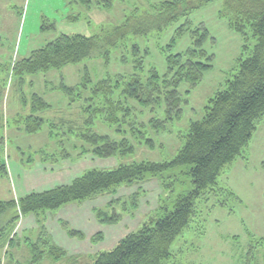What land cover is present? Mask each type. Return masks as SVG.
<instances>
[{
    "label": "rangeland",
    "instance_id": "374dc122",
    "mask_svg": "<svg viewBox=\"0 0 264 264\" xmlns=\"http://www.w3.org/2000/svg\"><path fill=\"white\" fill-rule=\"evenodd\" d=\"M104 2L0 0V134L6 136L1 155L7 164V177H0V202L70 183L92 168L173 161L185 144L191 122L204 117L210 99L225 89L227 79L237 72L239 58L249 56L256 44L251 37L249 50L244 51L243 36L232 28L222 0L195 10L190 20L194 26L204 22L208 27L210 37L204 47L215 58L190 94L186 93L187 85L182 84L185 102L181 115L166 122L165 129L157 130L150 121L165 118L164 106L151 110L135 99L121 97V87L112 99L123 101L124 107H132L131 115L125 116L120 111L117 113L120 122L113 124L107 120L108 104L93 93V87L103 79L115 81L116 75H124L128 80L139 73L146 81L152 67L164 74L167 46L184 19L161 33L130 35L112 49L109 62L102 55H94L49 71L15 74L18 61L62 33L100 37L122 24L135 8H147L145 0H116L110 6ZM135 45L139 48L137 56L133 52ZM191 46L190 32H184L169 52H184ZM140 59L144 66L136 68ZM63 85L74 87L75 91H65ZM35 93L44 97L50 107L33 112ZM33 114L34 120H26ZM39 118H42L40 130L28 132L26 124L35 126ZM134 121L132 127L138 132H133L130 126ZM85 131L116 140L127 137L136 149L115 157H101L92 152L79 157L84 145L92 147L82 136ZM148 137L155 142L154 147L146 145ZM67 154L70 156L66 157ZM190 168L187 164L169 166L157 176L148 174L150 178L144 181L125 183L115 191L67 203L41 216L45 219L43 230L35 213L23 216L14 230L22 242L11 246L4 264H28L32 260V249L24 241L27 237L34 242L38 237H51L67 251L68 256L60 262L46 256L40 264H93L100 252L114 248L129 232L138 231L161 206L171 205V199L191 189ZM218 186L225 191L214 194L210 190L198 200L200 213L172 243L173 255L167 264H246L251 241L264 238V121L254 132L244 156L225 166ZM100 212L118 218L101 222ZM70 230L80 231L83 236L70 234Z\"/></svg>",
    "mask_w": 264,
    "mask_h": 264
},
{
    "label": "trees",
    "instance_id": "16d2710c",
    "mask_svg": "<svg viewBox=\"0 0 264 264\" xmlns=\"http://www.w3.org/2000/svg\"><path fill=\"white\" fill-rule=\"evenodd\" d=\"M83 1L89 4L94 2V0ZM104 1L110 6L116 0ZM213 1L215 0H145L147 8L142 10L135 8L122 24L100 37L62 33L44 46L32 50L29 56L15 64V74L49 71L51 68L80 62L94 55H102L109 62L112 49L119 46L130 35L144 36L154 31L161 33L170 25L184 19L167 46V69L164 74H161L156 67H152L146 81L139 73H134L128 80H125L124 75H116L115 81L113 78L103 79L93 87V93L102 96V100L108 104V122L119 123L117 113L120 111H123L125 116L131 115L132 107H124L121 105L123 101L112 99L116 90L122 87L121 97L135 99L142 106L150 107L151 110L164 106L165 118L152 119L150 125H156L157 130L165 129L166 122L175 120L184 110L182 84L187 85L186 93L190 94L213 65L215 54L204 47L210 37L208 27L204 22L194 26L190 20L195 10ZM222 1L224 13L230 16L232 28L243 36L244 51L249 50L251 37L256 39V44L249 56L239 58L237 72L232 78L227 79L226 88L219 90L210 99L204 117L191 122L185 144L176 158L171 162L163 163L143 161L119 164L114 169L92 168L76 176L70 183L60 184L44 191H33L19 199L1 201L0 264H4L3 261L10 254L11 246L22 242L14 230L23 216L35 213L43 230L45 219L41 216L51 210L70 202L83 201L101 192L115 191L117 187L125 183L134 184L144 181L150 178L148 174L157 176L169 166L187 164L191 165L188 174L192 177V188L171 199V205L161 206L155 214L143 222L138 231L129 232L118 241L114 248L100 252L93 263L167 264L173 255L172 243L200 213L198 200L210 190L214 194L225 191L218 186L220 174L225 166L238 157L244 156L254 132L264 121V0ZM184 32H190L192 46L184 52H169L177 42V38ZM133 52L137 56L138 46H133ZM137 62L135 67L143 68L142 59ZM20 81L23 82L24 79L21 78ZM90 81V76L87 74V82ZM63 87L65 91H75L74 87L66 85ZM33 98V112L50 107L44 97L37 93ZM41 119H38L35 126L26 124V130L31 133L39 131L42 125ZM26 120H34V114L26 117ZM135 123L136 121L130 123L132 129ZM142 125L144 126L143 123ZM132 131L138 132L136 129ZM82 136L87 142L92 143L90 145L92 147L88 149L84 145L78 154L79 157L90 152L101 157H115L133 153L136 149V145L127 137L116 140L95 131L90 134L85 131ZM5 142L6 136L0 134V177H7V164L1 155ZM145 143L152 147L155 144L149 137ZM68 156L70 154L66 155ZM230 193L235 195L233 192ZM234 197L237 198L236 195ZM133 205L135 206L136 203L134 202ZM99 217L101 222L106 223L118 218L112 215L107 216L104 212H100ZM69 233H79L83 236L82 232L77 230H70ZM255 240H252L248 246L246 264L253 262L264 264V238ZM24 241L33 252L32 260L28 264H40L46 256L53 257L56 262L68 256L67 251L56 244L51 237H38L36 242L27 237Z\"/></svg>",
    "mask_w": 264,
    "mask_h": 264
},
{
    "label": "crops",
    "instance_id": "0c3cea01",
    "mask_svg": "<svg viewBox=\"0 0 264 264\" xmlns=\"http://www.w3.org/2000/svg\"><path fill=\"white\" fill-rule=\"evenodd\" d=\"M58 243H60V242H58Z\"/></svg>",
    "mask_w": 264,
    "mask_h": 264
}]
</instances>
